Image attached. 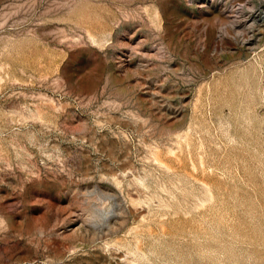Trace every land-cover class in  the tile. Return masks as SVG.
I'll use <instances>...</instances> for the list:
<instances>
[{"label": "rangeland", "instance_id": "374dc122", "mask_svg": "<svg viewBox=\"0 0 264 264\" xmlns=\"http://www.w3.org/2000/svg\"><path fill=\"white\" fill-rule=\"evenodd\" d=\"M0 217V264H264V0H0Z\"/></svg>", "mask_w": 264, "mask_h": 264}, {"label": "bare ground", "instance_id": "6f19581e", "mask_svg": "<svg viewBox=\"0 0 264 264\" xmlns=\"http://www.w3.org/2000/svg\"><path fill=\"white\" fill-rule=\"evenodd\" d=\"M250 44L251 43H248L247 45L250 46ZM156 54H157L156 55L157 57L160 56L159 51H157ZM157 94H159V93L158 92H151L150 95H151V97H153V96L155 97ZM152 101L155 102V99H152ZM99 189L103 193H113V195H114L115 198H117V196H118L117 193H115L114 191H112V190H110L108 188L99 187ZM23 199H27V198L25 196H23ZM102 205H104V203H102ZM128 216H129L128 215V212L125 209H123L122 210V217H121V219H120L119 222L114 223L113 225H110L106 231L94 232L92 234V240L90 242H88V243H97V245H99L98 247H100V246L101 247L106 246L108 244L109 238L118 235L120 233V231H122V229L124 228V226L127 224ZM4 222H5V219L3 217H0V224H3ZM85 242H87V241H85ZM85 242L83 241L80 245H84V244L87 245L88 243H85ZM80 245H78V246H80Z\"/></svg>", "mask_w": 264, "mask_h": 264}]
</instances>
